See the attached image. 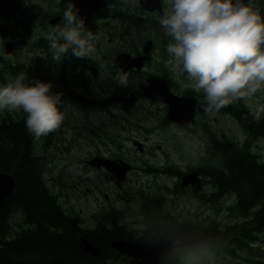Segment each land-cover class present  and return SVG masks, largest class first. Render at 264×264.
<instances>
[{"label":"flooded vegetation","instance_id":"flooded-vegetation-1","mask_svg":"<svg viewBox=\"0 0 264 264\" xmlns=\"http://www.w3.org/2000/svg\"><path fill=\"white\" fill-rule=\"evenodd\" d=\"M75 1L10 0L9 9L5 13L0 11V81L2 83L7 84L9 82L6 79L8 73H12L9 80H13L16 77L15 70L20 74L25 73V71L31 72L34 69L35 74H37L35 79L42 81L49 78L57 82L64 77L65 81L70 82L74 77H80L79 81L75 80L73 85L65 88V93L60 100L59 107L64 113V120L60 128L47 136L35 138L34 154L40 158L43 175L46 176L48 172L47 156L44 151L53 149L63 150L62 152H66L68 155L72 153L74 147L73 123L70 122L68 115L77 111L83 116V124L91 138L86 142V145L94 151L87 156V159H80L79 163L85 164L95 173L104 174L109 186H106L101 194L103 197L102 205L89 214L91 224L84 226V222L78 214L80 220L76 225L80 228L93 229L98 220L101 222L100 218H104L105 215L109 216L114 212L118 216V225L122 226L131 237L130 239H111L104 250L105 260L109 262L115 260L116 263H119L116 261L118 260L117 255H124L110 246V242L114 239L154 245L161 237L172 240L174 247H172L173 253L171 255L159 258L158 264H162V261L167 258H174V264H180L185 257H199L203 253H211L216 256L230 255L225 254V252L218 253L211 249L213 247L210 245L189 248L175 246L178 239L188 233L217 234L215 231L206 230H217L223 226H219L216 220L200 222L181 219L179 215L174 214L164 204L162 197H149L147 200L143 195L139 212L133 215L132 204L136 197L132 195L128 186L142 177L172 179L174 180V187L167 190L168 192L172 194L179 191H191L195 198H198L205 207L211 210H216L218 203L224 200L226 196L232 197L228 190H222L213 178L203 173L202 157H208L214 140L221 138L208 127H204L203 136L195 130L193 125L197 117L205 113L206 110L200 111L196 108L189 123L179 124L167 117L168 105L164 101L143 94L145 81L158 78L165 81L167 88L175 96L188 97L207 106L203 92L195 91L193 84L188 82V85L183 78L179 77L178 67L166 62L165 57L164 61L160 62L163 56H166L167 45L174 42L159 23V18L167 7L164 0H159V7L153 8L143 6L141 2L144 0H100L98 8L92 12L89 5L91 1L88 4H86L87 1L82 2L80 4L81 10L87 15L84 28L93 35L91 43L95 51L90 57L76 59L69 52L63 63L57 65L51 59H40V55L32 54L30 49L32 46L39 48L40 51L48 49V34L56 25H64L63 13L69 4H75ZM251 3L253 8L258 9L259 14L264 18V0H251ZM85 6L86 9H83ZM74 11L76 10L74 9ZM79 19L81 17L77 13V20ZM10 23L14 26L12 29H10ZM122 33L124 39H122ZM19 36L31 39L30 45L25 46L28 41H22L20 45L24 50L27 48L28 54L31 53L32 55L27 61L11 63L7 58L16 54L17 42L15 37L19 39ZM5 42L12 44L11 53H5ZM146 44H149L148 49H145ZM23 53L26 54L25 51H19V54L24 55ZM121 73L127 75V85L123 87L114 79L117 74ZM29 78L27 77L25 83ZM126 92L133 93V101L118 100L117 97ZM75 94L81 95L85 101L77 99ZM215 112L225 113L219 112V110ZM23 116H25L23 112L15 111L12 114L11 111L6 110L0 118V122L3 119L6 123L10 120H20ZM90 117L96 118V122L92 126H89ZM127 131H139L144 133L145 137H130ZM155 132H158L159 135L167 133L168 137L165 140H160V142L149 141L146 138L147 134ZM187 132L189 135L199 136L205 144L203 155L195 159L189 167L181 162L183 155L180 153L184 145L181 142L184 138L182 133L185 135ZM210 132L213 133V139ZM247 136L249 135L247 134ZM80 139H83L82 135ZM243 142L249 144L246 139L240 144ZM59 158L66 160L62 156ZM95 158L100 160L98 168H95L91 163V160ZM116 160H120L128 166L123 179L117 178L118 172H113L109 167ZM197 164H201L199 169H197ZM189 172H197L200 181L196 184L182 186L180 179ZM119 201L125 205L120 206ZM126 209L131 214L127 223L123 221L126 218ZM153 212L167 215L176 226L185 224L197 230L203 227L202 230L205 232L198 233L189 230L182 234H158L155 227L149 228L144 222L146 215ZM161 223L165 224L163 220ZM93 246L97 247L99 252L101 251L100 247ZM246 246L249 248L252 244H246ZM241 251L246 256V260L252 259L249 252ZM99 252L96 256L99 255ZM126 257L129 261L127 264H137L133 257L127 255Z\"/></svg>","mask_w":264,"mask_h":264},{"label":"trees","instance_id":"trees-1","mask_svg":"<svg viewBox=\"0 0 264 264\" xmlns=\"http://www.w3.org/2000/svg\"><path fill=\"white\" fill-rule=\"evenodd\" d=\"M10 0H0V11L9 9ZM264 48V46H262ZM27 83L35 79L34 69L27 72ZM16 76L18 71L15 70ZM64 78V77H63ZM54 82L52 93L60 100L65 88L79 81ZM231 114L252 137L264 139V117L254 120L251 110L240 102L221 108L219 112ZM26 115L20 120L5 119L0 122V170L10 172L15 179V187L0 204V264H119L115 260H105V247L113 238L130 239L128 232L118 225V216L113 212L98 220L93 229L78 227L77 213H66L57 197L47 187L43 177L39 157L34 154L35 137L25 127ZM209 133V132H208ZM213 139V133L210 132ZM201 164H197L199 169ZM203 173L215 180L222 190H228L234 200L235 213L241 218L235 224L224 225L221 229H210L218 234L216 244L210 245L218 253L233 255L235 251L249 252L253 260L261 256L258 249L245 245L250 240L264 242L254 232L264 237V153L256 154L247 142L242 144L222 136L214 140L210 155L202 157ZM230 209V208H229ZM22 215L17 228L9 222L15 213ZM165 224H162L161 221ZM147 227H155L156 232L182 234L189 230L205 232L200 227L176 226L167 215L153 212L145 218ZM101 248L98 256L83 250L79 240ZM146 240V238H144ZM254 242V241H253ZM174 258H167L162 264H174Z\"/></svg>","mask_w":264,"mask_h":264},{"label":"clouds","instance_id":"clouds-1","mask_svg":"<svg viewBox=\"0 0 264 264\" xmlns=\"http://www.w3.org/2000/svg\"><path fill=\"white\" fill-rule=\"evenodd\" d=\"M167 7L159 18L161 27L174 42L167 52L179 62L181 74L203 92L206 112L212 114L239 100L264 91V18L243 0H164ZM75 4L63 13L64 25L48 34V49L40 59L60 65L69 52L76 59L90 57L95 51L93 35L77 20ZM25 73L0 86V111L23 112L25 127L35 138L58 130L64 113L60 96L52 93L51 81L25 83ZM127 85V75L114 78ZM259 122L264 104L251 113ZM91 175V173H89Z\"/></svg>","mask_w":264,"mask_h":264},{"label":"rangeland","instance_id":"rangeland-1","mask_svg":"<svg viewBox=\"0 0 264 264\" xmlns=\"http://www.w3.org/2000/svg\"><path fill=\"white\" fill-rule=\"evenodd\" d=\"M243 2L253 8L251 0H243ZM10 24V29H12L14 26L12 23ZM122 39H124L123 33ZM15 41L17 42V46L15 47L16 54L13 57L7 58L11 63H21L27 61L34 53H36V55H43L47 51H40L39 48L32 46L30 47L32 54H28L26 51L27 48L24 50L20 44L22 41H28L25 46L30 45L31 39L19 36V39L15 37ZM1 47L3 49V45ZM148 48L149 44H146L145 49ZM19 51H25L26 54L23 53L24 55H21L19 54ZM165 52L166 56H163L160 62L164 61L165 57L166 62L178 67L177 73L179 77L183 78L185 83L188 84L189 81L187 75L181 74L179 62L170 56L166 50ZM48 59H51L50 54ZM6 76H8L6 79L11 82L12 80L9 79L12 77V73H8ZM155 80L156 78L152 81ZM189 83L193 84V82ZM3 85L5 84L0 81V86ZM126 99L129 100L130 97H127ZM237 102L242 103L252 112L257 104H264V91L256 93L251 99H242ZM5 111L6 110L0 111V118ZM14 112L15 111H11L12 114ZM68 118L70 122L73 123L72 134L74 137V147L72 153L68 155L66 152H62L63 150L53 149L44 151L47 156L48 171L47 175L44 176V179L49 190L56 195L57 201L64 212L79 214L84 222V226H86L91 224L89 214L102 205L103 197L101 194L103 189L106 186H109V184L106 182L104 174L95 173L90 168L86 167L85 164L79 163L80 159H87V156L90 153H94V151L86 145V142L91 140V138L87 133V128L85 129L83 124V116L80 115L79 112L75 111L73 114L68 115ZM95 122V117L89 118V126H92ZM193 126L201 136L204 135V127H208L216 132L218 137L226 136L238 143H241L246 139L249 142L250 148L256 154L263 155L264 153V139L247 136L243 128L232 115L216 112L209 114L208 112H205L197 117ZM127 133L130 134V137H145L144 133L139 131H127ZM81 135L83 136V139H80ZM182 136L184 138L181 142H183L184 145L180 152L183 155L181 162H183V165L189 167L195 159L200 155H203L205 144L200 140L199 136L195 137L189 135V132L185 135L182 133ZM167 137V133L159 135L158 132H155L147 134L146 138L151 142H160V140H165ZM61 156L66 158V160L60 159L59 157ZM178 160L180 159L178 158ZM89 173H91V175H89ZM128 187H130L129 190H131L132 195L136 197L132 204L133 215L139 212L140 203L142 202L141 197L144 195V197H146L145 199L149 197H162L164 204L169 207L174 214L179 215L181 219L184 218L200 222L216 220L219 226H224L231 223L235 224L241 218L234 212L235 207L231 196H226L224 200L218 203L216 210H211L210 208L205 207L198 198H195L194 193L191 191H179L172 194L168 192L167 190H171L174 187V180L169 178L153 179L150 177H142L140 180L132 182L131 186ZM119 205L124 206L125 204L122 201H119ZM228 207L231 208L229 209ZM129 217H131L130 211L126 209V218L123 219V221L127 223ZM22 219V215L15 212L10 217L9 222L12 226L17 228L18 225L21 224ZM253 234L258 235L260 238H264L262 233L254 232ZM248 244H252L255 249H258L263 254L259 257H255L253 260H246L247 258L241 250L237 251L236 254H233L237 256H216L211 253H203L199 257H185L180 264H264V242L256 243V240H250V238H248ZM114 254L116 253L114 252ZM125 257L126 255H117L118 260L116 261L121 264H127L129 261L128 258Z\"/></svg>","mask_w":264,"mask_h":264},{"label":"water","instance_id":"water-1","mask_svg":"<svg viewBox=\"0 0 264 264\" xmlns=\"http://www.w3.org/2000/svg\"><path fill=\"white\" fill-rule=\"evenodd\" d=\"M88 2L90 3L89 5L92 8V12L98 8V3L100 2V0H88ZM141 3L143 4V6H148L149 8L159 7V0H154L153 2H151L150 0H144ZM75 10L85 23L87 21V15L83 13L82 10H78L77 8H75ZM4 51L5 53L12 52V44L10 42L4 43ZM153 79L145 81L143 85V94L152 98H159L160 100L164 101L168 105L167 117L171 121L177 122L179 124H187L191 121L196 108H198V110L200 111L206 110L207 106L202 105L191 98L178 97L172 94L167 88L165 81L162 79L157 78L155 80L156 82L161 83L162 86L160 85L161 87L159 86L157 88H153L151 86V82ZM125 95L126 97L124 100L126 102L133 101L134 95L131 92H126L119 95L117 97L118 100L123 99ZM75 96L77 97V99L83 102L85 101V98H83L81 95L75 94ZM127 97H130V99L127 100ZM116 162L120 163V167L117 168V172L119 174L117 178L123 179L127 172L128 166L120 160H116ZM91 163L95 166V168H98L100 160L99 158H95L91 160ZM180 181L182 186H187L189 184L198 183L200 181V178L197 172H189L183 175ZM14 187L15 179L13 175L10 172L0 170V204H2L5 198L12 193ZM79 240L85 252L93 256H96L98 254L99 249L97 247L91 245L83 237H80ZM216 242L217 234L215 233L204 235L188 233L184 236H181L175 246L189 248L196 246L214 245L216 244ZM110 246L112 248H115L121 254L133 257L136 260L137 264H158L159 258L171 255L173 253L172 247H174L172 245V240H166L164 237H161L154 245L130 242L122 239H114L110 242Z\"/></svg>","mask_w":264,"mask_h":264},{"label":"bare ground","instance_id":"bare-ground-1","mask_svg":"<svg viewBox=\"0 0 264 264\" xmlns=\"http://www.w3.org/2000/svg\"><path fill=\"white\" fill-rule=\"evenodd\" d=\"M85 1H87V4H88V0H76L75 1V6H76V8L78 9V10H81L82 8L80 7V4L82 3V2H85ZM151 2H153L154 0H150ZM83 9H86V6L85 7H83ZM129 62H131V61H129ZM149 80V79H148ZM161 85V83H159V82H156V81H152L151 82V86L153 87V88H157V87H159ZM162 86V85H161ZM160 86V87H161ZM125 97H126V95L123 97V100L125 99ZM109 167H110V169L113 171V172H115V173H117V168H119L120 167V163H118V162H116V163H112L111 165H109ZM2 180V179H1Z\"/></svg>","mask_w":264,"mask_h":264}]
</instances>
